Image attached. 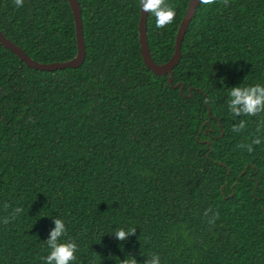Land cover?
<instances>
[{
    "label": "trees",
    "instance_id": "16d2710c",
    "mask_svg": "<svg viewBox=\"0 0 264 264\" xmlns=\"http://www.w3.org/2000/svg\"><path fill=\"white\" fill-rule=\"evenodd\" d=\"M190 1L167 0L162 29L149 14L156 63L173 57ZM79 3L81 67L31 69L0 45V264H43L55 218L78 244L72 264H264V113L227 105L230 88L264 84V0L200 3L174 69L183 91L144 63L138 0ZM0 31L42 64L77 54L68 0H0ZM121 227L136 233L118 241Z\"/></svg>",
    "mask_w": 264,
    "mask_h": 264
},
{
    "label": "clouds",
    "instance_id": "9594fccd",
    "mask_svg": "<svg viewBox=\"0 0 264 264\" xmlns=\"http://www.w3.org/2000/svg\"><path fill=\"white\" fill-rule=\"evenodd\" d=\"M17 8L23 7L24 0H13ZM223 6H229V0H199V3L211 6L217 3ZM138 5L143 12L151 14L155 17L156 27L165 28L172 24L175 20L176 12L172 6H170L167 0H138ZM228 109L234 117L241 116H257L264 113V84L257 83L252 86H234L230 88L228 99ZM247 126V121L240 119L238 124H234L232 131L240 133ZM260 131V128L257 129ZM261 143L260 138H255L249 144H241L240 148L246 149L247 152L252 153L254 151L253 145H259ZM10 207L5 204V208ZM23 212L22 207H16L12 210L11 214L5 216L2 219V223L7 225L11 221L15 220L17 216ZM213 213L211 208L206 209L204 215L209 216ZM219 219V212H215L209 218V224H215V221ZM136 228L125 229L119 228L114 232V236L118 241H125L130 236L135 235ZM67 228L64 220L60 218L54 219V228L50 230L49 238L46 240V245L50 249L46 256L41 257L43 264H72L76 259V253L78 251V244L75 240H68L61 242L62 237L66 236ZM120 264H138L137 260L128 256L127 258L120 260ZM144 264H161L160 256L158 254L151 255L146 259Z\"/></svg>",
    "mask_w": 264,
    "mask_h": 264
},
{
    "label": "water",
    "instance_id": "95a60500",
    "mask_svg": "<svg viewBox=\"0 0 264 264\" xmlns=\"http://www.w3.org/2000/svg\"><path fill=\"white\" fill-rule=\"evenodd\" d=\"M70 8L73 13L75 29H76V41H77V54L75 58L66 62H56L50 64H42L33 60L21 47L16 45L13 41L8 39L0 31V45H2L7 50L15 54L21 62L31 69L39 71H58L65 69H77L82 66L86 59V44L84 38V29H83V20H82V9L79 3V0H68ZM200 5L199 0H191L189 8L187 10L186 16L180 24V27L177 32L176 42H175V51L173 57L165 64H158L154 61L148 43V17L149 14L141 10V16L139 21V39L141 46V55L144 60V63L148 70L153 72L158 76H167L169 75V83L171 86L174 81V69L180 63L182 59V45L184 38L187 34L189 26L195 17L198 6ZM175 89L180 88L183 91L184 86L178 84L174 86ZM210 115V113H209Z\"/></svg>",
    "mask_w": 264,
    "mask_h": 264
}]
</instances>
